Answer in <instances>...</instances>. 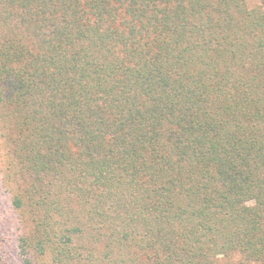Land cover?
Segmentation results:
<instances>
[{"label": "trees", "instance_id": "16d2710c", "mask_svg": "<svg viewBox=\"0 0 264 264\" xmlns=\"http://www.w3.org/2000/svg\"><path fill=\"white\" fill-rule=\"evenodd\" d=\"M0 140L22 264H264V5L0 0Z\"/></svg>", "mask_w": 264, "mask_h": 264}, {"label": "rangeland", "instance_id": "374dc122", "mask_svg": "<svg viewBox=\"0 0 264 264\" xmlns=\"http://www.w3.org/2000/svg\"><path fill=\"white\" fill-rule=\"evenodd\" d=\"M250 5L263 4L264 0H249ZM0 140V254L3 264H22L17 246L23 222L18 211L11 205L10 193L3 183L4 156Z\"/></svg>", "mask_w": 264, "mask_h": 264}]
</instances>
